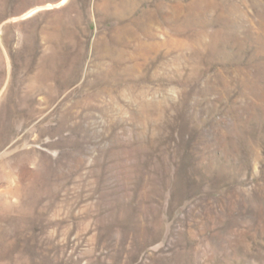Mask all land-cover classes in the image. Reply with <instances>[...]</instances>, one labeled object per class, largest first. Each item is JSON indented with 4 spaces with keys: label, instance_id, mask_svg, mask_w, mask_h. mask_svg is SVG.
Returning <instances> with one entry per match:
<instances>
[{
    "label": "rangeland",
    "instance_id": "obj_1",
    "mask_svg": "<svg viewBox=\"0 0 264 264\" xmlns=\"http://www.w3.org/2000/svg\"><path fill=\"white\" fill-rule=\"evenodd\" d=\"M0 264H264V0H0Z\"/></svg>",
    "mask_w": 264,
    "mask_h": 264
}]
</instances>
